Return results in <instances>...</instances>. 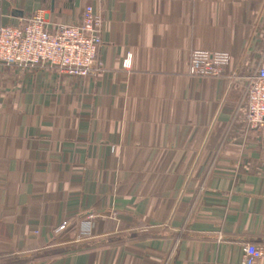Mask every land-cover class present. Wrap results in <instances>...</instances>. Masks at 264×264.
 <instances>
[{"label":"crops","instance_id":"crops-1","mask_svg":"<svg viewBox=\"0 0 264 264\" xmlns=\"http://www.w3.org/2000/svg\"><path fill=\"white\" fill-rule=\"evenodd\" d=\"M88 4L97 77L0 63V264H241L243 244L264 247L245 108L264 0H0V26L43 10L54 31ZM195 49L229 52L226 74L192 76Z\"/></svg>","mask_w":264,"mask_h":264},{"label":"built area","instance_id":"built-area-1","mask_svg":"<svg viewBox=\"0 0 264 264\" xmlns=\"http://www.w3.org/2000/svg\"><path fill=\"white\" fill-rule=\"evenodd\" d=\"M103 20L93 5L85 6L80 20L64 24L50 31L43 10L33 12L21 25L0 26V63L35 71L53 69L76 78L97 77L104 71L99 61L102 44ZM227 51L195 49L189 62V73L194 77H221L230 66ZM124 67L131 66V54ZM236 78V74H230ZM245 108L248 126L255 130L264 143V64L248 76L245 90ZM95 214H89L78 228V238L91 235ZM68 226L64 222L55 229L61 232ZM264 256V247L255 243L242 246L241 264H255Z\"/></svg>","mask_w":264,"mask_h":264}]
</instances>
